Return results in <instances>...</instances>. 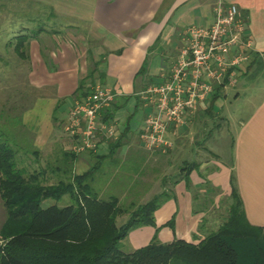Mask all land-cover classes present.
I'll use <instances>...</instances> for the list:
<instances>
[{
  "label": "crops",
  "instance_id": "obj_1",
  "mask_svg": "<svg viewBox=\"0 0 264 264\" xmlns=\"http://www.w3.org/2000/svg\"><path fill=\"white\" fill-rule=\"evenodd\" d=\"M13 2L23 5V12L16 15L15 29L7 31L12 37L7 44L18 62H27L28 82L37 94L22 113L20 126L32 133L33 153L61 163L46 166L44 172L71 177L99 164L96 170L106 175L117 171L108 167L109 162L130 161L137 168L126 192L144 198L153 193V180L143 166L156 165L161 179L172 178L156 192L166 191L169 197L154 210L155 224L130 229L120 240V249L127 247L122 251L147 244L154 234L161 243L175 238L197 242L213 223L209 204L223 200L229 205L232 185L248 222L264 227V0ZM218 3H235L246 18L253 42L248 62L237 71L233 84L214 85L206 100L169 127L165 137L171 146L166 152L148 151L139 129L151 107L144 104L140 91L167 78L184 45L185 28L210 25ZM96 79L120 92L101 112L103 118L112 109L106 120L114 124L115 135L100 134L95 150L76 152L70 149L62 124L72 100L88 93ZM229 89L233 100L242 99L244 105L230 109ZM26 115L33 117L30 127ZM190 163L186 173L182 168ZM171 219L172 225L167 223Z\"/></svg>",
  "mask_w": 264,
  "mask_h": 264
},
{
  "label": "trees",
  "instance_id": "obj_2",
  "mask_svg": "<svg viewBox=\"0 0 264 264\" xmlns=\"http://www.w3.org/2000/svg\"><path fill=\"white\" fill-rule=\"evenodd\" d=\"M110 109L104 120L111 118ZM192 165L182 170L187 173ZM98 167L93 164L67 180L43 184L42 172L19 168L15 150L0 141V199L7 212L0 264H264V227L248 222L233 185L224 221L197 242L175 238L161 243L154 234L147 244L122 251L120 240L136 226L154 225L153 212L169 195L158 193L117 225L118 199L98 198L90 184ZM66 193L73 202L41 206L44 199Z\"/></svg>",
  "mask_w": 264,
  "mask_h": 264
},
{
  "label": "built area",
  "instance_id": "obj_3",
  "mask_svg": "<svg viewBox=\"0 0 264 264\" xmlns=\"http://www.w3.org/2000/svg\"><path fill=\"white\" fill-rule=\"evenodd\" d=\"M246 18L235 3H218L210 25L194 23L184 30V45L164 80L140 91L146 106L139 139L148 151L166 152L171 142L165 137L170 126L182 122L187 110L207 99L215 84H233L237 71L248 62L252 39ZM120 92L96 79L91 90L74 98L62 129L76 152L95 150L99 135H115V126L101 112Z\"/></svg>",
  "mask_w": 264,
  "mask_h": 264
},
{
  "label": "rangeland",
  "instance_id": "obj_4",
  "mask_svg": "<svg viewBox=\"0 0 264 264\" xmlns=\"http://www.w3.org/2000/svg\"><path fill=\"white\" fill-rule=\"evenodd\" d=\"M13 1L3 2L0 0V141L7 142L15 150V161L19 168H25L27 173L40 172L41 169H44V172L46 166H61V163L59 161L55 162L54 160L51 162L45 161L46 157L42 155L43 153H33V147L31 145L32 133L26 129L23 130V128L20 126L22 113L26 111L27 108H30V106L34 103L37 94L35 93L36 90L34 87L28 82L26 75L27 62L23 64L18 62L19 58L17 57L16 52L13 50V47L7 44L8 40L12 39L11 35H9L7 31L10 29H15L16 22L18 21L16 19V15L21 10L20 7L23 6ZM21 12L23 11H20V13ZM39 21L45 22V20ZM229 94V99L232 101V103H229L228 105L230 109L235 108L239 103L240 106L244 105L242 104V99L237 101L233 100V92L231 89H229ZM24 118L26 119L25 123L28 127H30L33 124L32 115H26ZM204 144L207 145L206 142ZM175 157L176 155H173V160H175ZM225 158V155H222V159ZM107 165L110 169L116 167V173L108 171L106 175H104L101 171L98 172L95 170L94 175L90 180V184L94 189L98 190L100 198L108 199L110 198L109 196L113 194L118 199L117 203L121 209L119 215L116 217L117 225H120L122 222H124L128 218L129 213L135 207L144 204L153 196L157 195L156 192H159V187L162 185L163 181H172L171 176L161 179L163 176L161 171H158L159 167H156L155 164V166L150 167L147 164L146 167L143 166V169H148L146 173L147 175H150L153 180V193L149 196H146V198L140 195L133 196L132 194H128L126 190L128 188V183L133 177V174L135 175L137 167L131 164L130 161L125 163L119 162L118 164H112V162H109ZM61 171L59 174L62 173ZM42 176H44V178L41 179L43 184L56 183L60 179L67 180L69 178V176H65L64 174H62L60 178L56 176H48L46 172H44V175L42 174L41 177ZM164 192L166 193V191ZM71 202H73L71 195L66 193L59 199H44L41 202V206L46 207L52 203H55L57 206L61 207ZM209 208L212 209L210 210V216L213 219V223H211L212 226L208 230L203 231L204 236L210 231L217 229V227L224 221L228 214V205L225 204L223 200H221L220 203L215 206L214 203H210ZM6 219V208L0 199V250L3 246L1 231ZM126 248L127 247H122L121 249L126 250Z\"/></svg>",
  "mask_w": 264,
  "mask_h": 264
}]
</instances>
